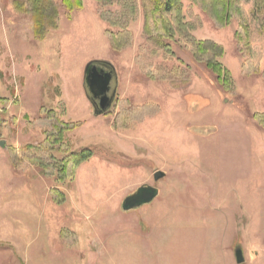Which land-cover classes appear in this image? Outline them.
<instances>
[{"label":"rangeland","instance_id":"obj_1","mask_svg":"<svg viewBox=\"0 0 264 264\" xmlns=\"http://www.w3.org/2000/svg\"><path fill=\"white\" fill-rule=\"evenodd\" d=\"M13 1L0 0V264H238L236 250L264 264V0H177L165 50L145 0H81L69 16L50 0L41 40ZM192 39L220 48L227 84ZM90 61L115 72L99 116ZM143 186L158 196L122 210Z\"/></svg>","mask_w":264,"mask_h":264},{"label":"trees","instance_id":"obj_2","mask_svg":"<svg viewBox=\"0 0 264 264\" xmlns=\"http://www.w3.org/2000/svg\"><path fill=\"white\" fill-rule=\"evenodd\" d=\"M101 1V0H100ZM147 11L144 13V32L148 38L155 39L157 44L164 50L168 48L169 44L166 39L172 38L174 34L172 26L168 20L169 15H178L180 12V6L176 3L177 0H145ZM14 10L22 13H28L32 23V32L35 39H43L49 31H54L57 28L56 18L58 16V9L53 5L50 0H14L12 2ZM61 7L66 11L69 16L72 12L81 10V0H60ZM177 19L174 20L176 22ZM109 36L112 49L116 48V39L112 38V33L106 31ZM169 37V38H167ZM193 40V39H192ZM194 49L192 52V59L196 63H202L208 71L215 74V82L223 85L227 84L228 74L225 69L217 61L222 57V51L213 43L205 41H192ZM103 64H110L106 61L101 62ZM92 153L83 150L81 152H75L71 154L66 160L63 166L58 170L60 173H65L70 165L71 168H75L80 162H83L90 158ZM66 164V166H65Z\"/></svg>","mask_w":264,"mask_h":264},{"label":"water","instance_id":"obj_3","mask_svg":"<svg viewBox=\"0 0 264 264\" xmlns=\"http://www.w3.org/2000/svg\"><path fill=\"white\" fill-rule=\"evenodd\" d=\"M102 61H90L84 68V78H83V87L85 88V95L89 102H91L93 107V114L95 116H99L104 114L113 104L114 95L116 92V86L113 90V94L111 97L106 95L109 90L108 83L112 78V74L115 79V72L112 70L111 66L101 63ZM105 66L106 69L111 70V73H107L103 75V71H97L95 66ZM102 96L99 99V103H96L95 100ZM3 142L0 141V146L3 147ZM154 180L158 181L163 179V174L161 172H156L153 175ZM158 196V190L156 188H152L149 186L139 187L138 190L128 197H126L121 205L122 210H132L135 208H139V206L148 204L154 200V198ZM236 262L238 264L242 263L243 257L242 252L240 250H236L235 252Z\"/></svg>","mask_w":264,"mask_h":264},{"label":"flooded vegetation","instance_id":"obj_4","mask_svg":"<svg viewBox=\"0 0 264 264\" xmlns=\"http://www.w3.org/2000/svg\"><path fill=\"white\" fill-rule=\"evenodd\" d=\"M96 67V69H97V71H99V72H102L103 73V75L104 74H109V73H111V70H109V69H106V67L105 66H95ZM114 84H115V80H114V77H113V74H112V78H111V80L109 81V83H108V86H109V90L107 91V93H106V95L108 96V97H111V95L113 94L112 92H113V90L115 89V86H114ZM115 95H116V92H115ZM115 95H114V99H113V101L115 100ZM102 98V96H99L96 100H95V102L96 103H99L98 101H99V99H101ZM114 103V102H113ZM113 105V104H112ZM138 190V189H137ZM136 190V191H137ZM135 191V192H136ZM134 192V193H135ZM133 193V194H134ZM132 194V195H133Z\"/></svg>","mask_w":264,"mask_h":264},{"label":"crops","instance_id":"obj_5","mask_svg":"<svg viewBox=\"0 0 264 264\" xmlns=\"http://www.w3.org/2000/svg\"><path fill=\"white\" fill-rule=\"evenodd\" d=\"M85 91V90H84Z\"/></svg>","mask_w":264,"mask_h":264}]
</instances>
